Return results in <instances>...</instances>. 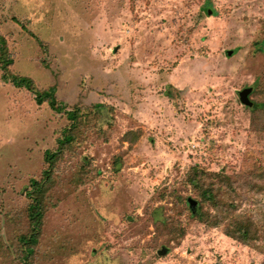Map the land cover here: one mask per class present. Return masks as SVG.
<instances>
[{"label":"rangeland","instance_id":"rangeland-1","mask_svg":"<svg viewBox=\"0 0 264 264\" xmlns=\"http://www.w3.org/2000/svg\"><path fill=\"white\" fill-rule=\"evenodd\" d=\"M0 36L10 74L106 106L54 164L29 264H264V0H0ZM1 75L0 264H23L30 180L69 122Z\"/></svg>","mask_w":264,"mask_h":264},{"label":"trees","instance_id":"trees-1","mask_svg":"<svg viewBox=\"0 0 264 264\" xmlns=\"http://www.w3.org/2000/svg\"><path fill=\"white\" fill-rule=\"evenodd\" d=\"M11 64L12 59L9 57L5 39L4 37L0 36V70L2 72V80L11 82L14 87L25 88L29 90L34 94L36 104L41 105L42 103H47L51 110L58 113L63 112L69 122L68 126H66L62 131V137L57 139V148L53 151L49 149L44 152V160L47 163V168L43 171L42 178L39 180L32 178L30 180L31 191L27 193L30 199V203L27 206V218L30 232L20 235L18 238V242L20 241L23 247V254L21 255V258L23 259L22 262L23 264H29L27 261L28 257L34 253V247L37 245L39 240L44 211L43 198L46 191L48 190L49 184L52 182L51 172L54 168V164L56 160L61 157L65 147L72 144V141L76 138L77 130L81 128L82 125L87 124L90 121L91 112L96 114V116L95 114H92V117L94 118L95 122L98 123L101 117V113L99 112L106 106L103 104L95 105L93 108L98 109L99 112H93V108L83 109L80 106L67 109L65 104L56 98L55 88L49 87L44 90H39L29 77L10 74L8 67ZM258 106V103L252 102V106L246 107L256 109ZM131 132H127L123 138H130L129 140L134 142L137 138H139L140 134H136L133 131ZM191 181L193 182L195 179L193 178ZM212 192L213 190H211V188L202 190L203 198H209ZM212 208L218 210L219 206L216 204V202H214L212 203ZM195 211L196 212H194V215H198L204 223L209 222L207 215H204V213L200 212L198 207ZM220 220L221 216L218 214L213 216V219L209 224L217 225ZM225 233L229 237L244 244H246L249 240V228L247 224L238 222L236 223L233 230H229L226 227Z\"/></svg>","mask_w":264,"mask_h":264},{"label":"water","instance_id":"water-1","mask_svg":"<svg viewBox=\"0 0 264 264\" xmlns=\"http://www.w3.org/2000/svg\"><path fill=\"white\" fill-rule=\"evenodd\" d=\"M252 88L247 87L239 91L238 97L240 99V102L246 106H252V101L249 99V94L251 93ZM188 206L191 209V211L194 213L196 210V201L192 198H188L187 200Z\"/></svg>","mask_w":264,"mask_h":264}]
</instances>
